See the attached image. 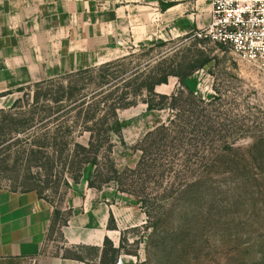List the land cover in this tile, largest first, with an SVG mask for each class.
<instances>
[{
    "label": "rangeland",
    "instance_id": "obj_1",
    "mask_svg": "<svg viewBox=\"0 0 264 264\" xmlns=\"http://www.w3.org/2000/svg\"><path fill=\"white\" fill-rule=\"evenodd\" d=\"M119 2L125 4L130 0ZM137 2L140 5L155 3L159 10L174 2L176 8H182L203 27L210 22L214 0ZM179 23L180 33L177 21L170 22L166 46H155L146 56L138 50L137 62L144 63L151 58L155 64L162 55L166 61L175 57L180 62L185 57L197 60L201 58L199 51L211 61L185 80L197 97L191 100L186 91L181 95L177 111H149L143 102L145 97L119 111L124 128L120 136L112 134L111 153L103 152V160H107L103 171L106 174L110 167L108 155L117 170L123 171L124 183L111 181L90 187L85 180L88 175L76 183L63 168V161L60 162L64 155L62 159L53 160L50 149L37 156L29 151L23 153L25 148L33 147L41 132L48 138L39 142L50 146L58 144L57 148L64 143L63 138L56 142L52 139L56 133L54 125L44 127L40 114L32 127L24 128L26 120L31 119L36 96H44L48 91L46 86L38 87L34 82L0 94V189L25 191L36 187L42 190L46 201L63 210V219L69 212L71 217L74 214L69 203L72 195L88 191L96 202L107 204L122 197L123 205L130 206L141 217L136 225H123L124 248L117 264H264V68L239 58L228 46L209 40L195 42L187 35L197 29L188 31V22ZM158 24L161 28L162 21L158 20ZM131 50L127 47V54ZM180 87L179 78L172 76L168 84L156 90L171 95ZM186 99L191 102L186 103ZM171 120L187 131L193 130L199 122L211 133L205 137L186 134L188 138H182L183 143L174 150L166 148L153 153L147 159L149 164L153 162V171L144 165L134 178L130 169H135L140 160L139 142L148 132ZM40 127L44 129L35 134ZM14 129L21 131L10 137L9 132ZM61 135L68 141L66 133L61 132ZM79 141L86 143L87 135ZM230 147L232 149L228 150ZM184 160L191 164L184 167ZM172 166L177 170L173 185L169 174ZM134 191L149 196L147 208L152 214L149 228H146V207ZM63 243L59 232H53L46 249L49 245L52 252L57 253ZM83 255L93 257L86 251ZM0 264L33 262L0 259Z\"/></svg>",
    "mask_w": 264,
    "mask_h": 264
},
{
    "label": "crops",
    "instance_id": "obj_2",
    "mask_svg": "<svg viewBox=\"0 0 264 264\" xmlns=\"http://www.w3.org/2000/svg\"><path fill=\"white\" fill-rule=\"evenodd\" d=\"M118 3L0 0V94L122 57L129 46L166 41L171 21H177L179 33L181 21L188 22V31L202 27L176 5L159 10L155 3ZM211 16L212 12L210 20ZM158 20L162 21L161 28ZM69 203L74 214L62 228L64 243L53 253L46 244L55 207L35 190L0 189V259L86 264L65 258L63 248L103 247L107 237L118 247L123 225H136L141 217L123 205L122 197L110 204L98 203L85 191L72 195ZM112 218L116 227H110Z\"/></svg>",
    "mask_w": 264,
    "mask_h": 264
},
{
    "label": "trees",
    "instance_id": "obj_3",
    "mask_svg": "<svg viewBox=\"0 0 264 264\" xmlns=\"http://www.w3.org/2000/svg\"><path fill=\"white\" fill-rule=\"evenodd\" d=\"M173 5H175L174 2H169L164 5L163 9ZM192 36L193 32L187 35L195 42L207 41ZM167 44L168 41L159 40L156 45L133 47L129 54L103 64L36 82V86H46L48 91L44 96H40V94L36 96L35 103L30 111L31 119L26 120L24 128L32 127L36 117L40 114V120L45 121L43 123L44 127H48L49 124L54 125L56 133L52 139L56 142L63 138L64 143L63 146L60 144L61 147L57 148L58 144L57 146H50L46 142H39L41 139L46 140L48 138L42 132L38 134L39 131L44 129L40 127L37 128L35 133L38 134V141L31 149L25 148L23 153L29 151L30 154L37 156L50 149V159L53 160L62 159L64 155V160H60V162L63 161V168L76 183L83 177L85 178V175H88L85 180L88 181L90 187L100 186L111 181L124 183L122 180L123 171L119 172L117 170L115 163L110 160L108 155L110 167L107 169L106 174L103 171L106 169L105 161H107L103 160L105 157L103 152L111 153L114 146L112 134L115 133L120 136L124 128V122L119 118V111L134 106L142 97H145L143 102L147 104L149 111L163 109L177 111L179 109L178 102L182 100L181 95L186 91L190 94L191 100L197 97L195 92L185 84V80L211 61V58L202 57L199 51L198 55L201 58L197 60L185 57L184 61L180 62L175 57L170 61H166L162 55V59L155 64H152L154 61L151 58H148L144 63L137 62L138 50L146 56L155 49V46L164 47ZM172 76L179 78L181 87L171 95L157 92L156 88L162 84H168L169 78ZM191 100L186 99L185 102L188 103ZM201 125L205 124L198 122L193 130L187 131L176 121L171 120L169 124H161L148 132L139 142L138 149L141 150V157L138 165L135 169H130L133 176L135 175L134 178L137 177L140 168L144 165L151 168L150 172L153 171V162L149 164L150 161L147 160L151 158L153 153H159L160 150L166 148L174 150L176 145L183 143L182 138H188L187 135L205 137V135L211 133V130L206 131ZM20 131V129L11 130L9 136L12 137L13 134L20 133ZM61 132L66 133L68 141L61 135ZM86 135V143L80 142L79 139ZM191 140L188 139L189 142ZM191 145L194 146V144ZM231 149L232 147L228 148V150ZM57 154L59 155L57 156ZM205 163L207 164V162ZM189 164L191 163L188 160H184L182 165L185 167ZM173 167L169 170L171 181L177 175V170ZM67 183L69 184V182ZM174 183L175 180L172 181L171 185ZM28 190H35L40 197L44 198L42 190L36 187ZM134 193L139 196L143 206L146 207L145 212L148 216L146 228H149L152 224V214L147 208L149 196L148 194L146 196L137 194L135 191ZM62 215L63 210L55 207L48 237L53 232L58 231L60 237L64 240L62 228L68 225L71 212L64 219ZM110 227H116L113 218L110 221ZM123 248L122 242L117 247L107 237L103 247L77 245L63 248V256L86 264H117ZM84 251L92 254V259L83 255Z\"/></svg>",
    "mask_w": 264,
    "mask_h": 264
},
{
    "label": "built area",
    "instance_id": "obj_4",
    "mask_svg": "<svg viewBox=\"0 0 264 264\" xmlns=\"http://www.w3.org/2000/svg\"><path fill=\"white\" fill-rule=\"evenodd\" d=\"M192 37L228 46L239 58L264 68V0H214L210 22Z\"/></svg>",
    "mask_w": 264,
    "mask_h": 264
},
{
    "label": "clouds",
    "instance_id": "obj_5",
    "mask_svg": "<svg viewBox=\"0 0 264 264\" xmlns=\"http://www.w3.org/2000/svg\"><path fill=\"white\" fill-rule=\"evenodd\" d=\"M229 2H230V0H229Z\"/></svg>",
    "mask_w": 264,
    "mask_h": 264
}]
</instances>
